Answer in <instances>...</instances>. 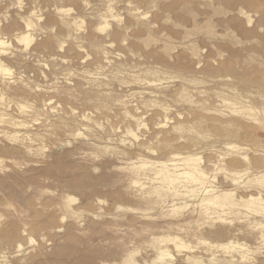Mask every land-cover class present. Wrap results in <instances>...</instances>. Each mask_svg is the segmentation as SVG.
<instances>
[{
  "label": "rangeland",
  "instance_id": "374dc122",
  "mask_svg": "<svg viewBox=\"0 0 264 264\" xmlns=\"http://www.w3.org/2000/svg\"><path fill=\"white\" fill-rule=\"evenodd\" d=\"M0 264H264V0H0Z\"/></svg>",
  "mask_w": 264,
  "mask_h": 264
},
{
  "label": "bare ground",
  "instance_id": "6f19581e",
  "mask_svg": "<svg viewBox=\"0 0 264 264\" xmlns=\"http://www.w3.org/2000/svg\"><path fill=\"white\" fill-rule=\"evenodd\" d=\"M110 18V17H109ZM106 22V21H105ZM32 23V22H31ZM23 42V41H22Z\"/></svg>",
  "mask_w": 264,
  "mask_h": 264
}]
</instances>
